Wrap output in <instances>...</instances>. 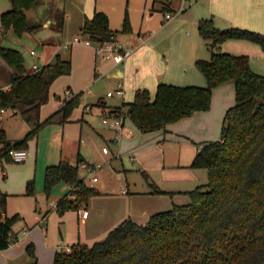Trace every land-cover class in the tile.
<instances>
[{
	"label": "trees",
	"instance_id": "1",
	"mask_svg": "<svg viewBox=\"0 0 264 264\" xmlns=\"http://www.w3.org/2000/svg\"><path fill=\"white\" fill-rule=\"evenodd\" d=\"M40 3L11 0V8L1 15L3 28L12 27L19 35L34 31L37 26L29 22L27 11ZM55 14L52 27L61 31L65 13L57 10ZM124 29L131 31L128 15ZM198 29L212 40L211 58L196 61L207 85L161 82L154 95L146 87L137 88L133 100L114 107L112 113L124 111L144 133L160 130L196 111L208 110L214 88L234 81L236 102L226 111L221 137L198 143L191 164L207 169L208 182L188 191V203H175L170 209L155 212L144 224L128 217L103 239L92 244L79 241L70 251L58 250L54 264H264V74L252 69L248 55L220 50L228 39H246L264 50V33L237 26L219 28L213 18L200 19ZM81 33L93 44H100L114 31L108 14L96 11L85 18ZM0 58L12 69L10 88H0V112L21 103L22 117L34 124L20 140L11 139L0 126V161L12 162V148H28L29 140L49 123L68 122L81 104L82 93L71 95L58 111L41 120L53 82L72 72L71 58L57 54L32 72L27 71L17 49L0 45ZM59 182L70 186L56 205L61 213L78 209L99 193L79 176V165L68 160L46 168L47 194ZM34 188V180H30L26 193L34 194ZM7 206L8 193L0 186V250L14 243L17 236L11 232L21 218L19 213L7 216ZM27 251L34 258L32 264H37L34 245L29 244Z\"/></svg>",
	"mask_w": 264,
	"mask_h": 264
},
{
	"label": "rangeland",
	"instance_id": "2",
	"mask_svg": "<svg viewBox=\"0 0 264 264\" xmlns=\"http://www.w3.org/2000/svg\"><path fill=\"white\" fill-rule=\"evenodd\" d=\"M95 2L96 0H41L38 6L27 12L29 22L36 25L37 28L32 32H25L19 35L12 27L6 30L3 28L1 15L8 11L12 4L11 0H0V45L20 51L27 69L32 70L36 62L42 67L44 64L53 61L56 52L61 51L64 56H68V49H71L73 71L71 74L59 76L53 82L49 101L41 111L42 117H46L55 111L56 96L60 95L62 100L69 97V94L66 93L68 87H71L76 92H79L80 89H85V93L81 96V105L74 110V113L79 114L80 107L85 106L87 102L96 101L100 95L105 94L108 88L116 82L104 71L107 61L102 57H96L91 46L75 41V26L84 18L85 10L89 4L92 3L94 5ZM127 7L123 12V23L126 15H128L131 22ZM57 8L65 13L66 27L63 34L53 29L52 26L47 27L44 25L45 21L51 19L54 10ZM168 11L174 14V18H179V16L186 17L190 24V27L186 28L183 34L182 51L188 52L192 50L198 53L200 58L210 59L212 55V40L200 34L195 26V21L200 18H213L215 24L219 26H253L258 23V19H263L264 21V0H185L183 10L177 15L174 8L170 10L161 6L156 11L159 23L162 22L161 20L165 21V13ZM104 12L109 15L107 11ZM118 17L119 15H113V19L116 18L117 20ZM77 36L83 37L82 35ZM53 39L58 41L53 43ZM60 40H62V44H59ZM251 44L258 51H256V55L250 56V60H253L256 68L259 69V73L264 74V54L260 50L261 47L256 43ZM32 50L36 52V57L32 55ZM168 53L165 58L168 57ZM95 68H97L96 72ZM95 73H97V76ZM3 78L5 79V76ZM223 97L221 95L217 98L219 103L224 99ZM125 98H130V92ZM125 98L118 95L106 97L109 103L122 102ZM230 100L236 102L234 91L227 95V102ZM17 108L19 109L18 112L21 113L23 105L19 103ZM88 114L90 115L91 113H86V115ZM18 122L17 129L25 124L21 116ZM69 124L70 126L67 130H64V127L59 122L43 126L38 134L32 138L37 141L34 156H30L24 162H3L7 171L6 176H1L2 163H0V185H10V189L15 192L12 195L14 198L13 205L14 207H19L18 210L25 215L24 218L21 216L14 223L13 227L15 229H20L21 226L26 225L31 215L34 214V207L37 208L35 211L37 215L41 217L40 210L43 211V207L47 205L48 209L52 205H57L58 201L69 191V185L64 182L54 185L49 194L45 190V172L48 163L59 161L64 156H68L72 162H76L77 154L81 153L86 159L100 162L103 165L102 168L94 173L99 180L93 186L95 185L99 193L89 199V207L92 212L90 224H85L80 228V230L83 229L85 231L86 236L90 235L91 237H97L95 235L100 231L102 238L99 239L106 237V233L111 227V225L108 226L107 222L110 218H115L118 212L120 214L124 213L125 216L122 219L131 217L138 223L144 224L147 222V215L150 216L154 212L172 207L171 199L175 196L173 194L170 195V192H168L170 189H180L182 193H178V195L184 196V201H189L187 191L208 182L207 169H199L202 175L200 180L191 182L192 180L185 178L186 182L180 184V182H175L165 176L166 171L161 169V167L139 168L138 163L130 159L128 152L119 151V142H110L106 146L110 153L104 154L102 147L106 144V141L98 133H107V129L102 123V118L96 114H91L86 121L77 120ZM177 149L176 145H172V141L167 143L165 152L168 166L177 157ZM167 170H170L169 174H174L175 172L173 168ZM79 176L84 178L88 185H92V174L90 171L79 167ZM30 180H34L35 193H20V189L26 186ZM121 189H126L129 192L122 193L120 192ZM155 189L168 191L157 190V192H154ZM86 204L82 202L80 208L86 207ZM57 214L60 216V213ZM77 217L78 213L74 209H69L65 213L62 223L59 220L58 226H56L59 237H61L62 231L64 232V228L66 230L79 231ZM52 222L53 219L50 222L51 230L53 231L54 224ZM90 239L87 237L86 241H90ZM62 243L63 245L68 244V242L63 241ZM32 244L37 255L36 246L34 243Z\"/></svg>",
	"mask_w": 264,
	"mask_h": 264
},
{
	"label": "crops",
	"instance_id": "3",
	"mask_svg": "<svg viewBox=\"0 0 264 264\" xmlns=\"http://www.w3.org/2000/svg\"><path fill=\"white\" fill-rule=\"evenodd\" d=\"M184 2L185 0H175L174 2H171L170 0H96L94 5L92 3L89 4L85 10L84 18L81 19L75 26L76 37H78L77 35H82L81 26L86 17H92L96 11L104 10L109 13L108 16L110 28L114 31L113 35L115 38L121 41L125 47L133 49V52L122 64L116 65L112 60H106L107 66L104 71L111 78L115 79L116 82H114L111 87L108 88L105 94L100 95L96 101L90 103L87 102L85 106L80 107L79 114L73 112L70 120L62 124L64 130L68 129L70 122L77 120L86 121L91 114H96L102 119L104 116H110L114 107L121 106L124 102L133 100L134 93L137 88L146 87L150 89L151 94L154 95L157 86L161 82L176 85H207V79L196 66V61L198 59H202L199 57L200 55L192 50L183 52L181 48L184 40L183 34L186 28L190 27L186 17L179 16V18H174V14L171 13V11L165 13L164 22L161 20L162 22L159 23L156 17V11L161 6L162 8H166L167 5H172L175 9V14H179L183 10L182 7H184ZM126 7L128 8L129 14L131 16V31H126L124 29L125 21L123 23V12ZM180 8H182V10L177 13ZM57 10L58 8L54 10L49 21H45V26L51 27L56 23L55 11ZM168 13L172 14L171 17H167ZM113 15H119L118 19H113ZM200 19L195 21V26L197 29ZM216 26L219 28H228L221 25ZM65 27L66 21L64 28L58 32L63 34ZM248 27L249 29L252 28V30H259L258 32L264 33L263 19H258V23L256 25H248ZM82 38L85 37L83 36ZM55 41L57 42L58 40H52L53 43ZM48 42L52 43L51 41ZM59 42V44H62V40ZM251 43L254 42H249V40L246 39H228L221 44L220 50L237 55L246 54L250 57L256 55V51H258V49ZM89 46L92 47L96 57H101L96 53L93 45ZM260 50H262V53L264 54L262 47ZM68 53V56H64L60 51L56 52L54 56L61 54L62 56L71 58L72 60L71 49H68ZM167 53L169 55L165 58ZM34 56L36 57V54ZM250 64L252 69L259 73V69L256 68L253 60H250ZM96 70L97 68H95V72ZM11 71L12 69L7 66V64L0 58V88L6 89L10 87ZM27 71L32 72L34 69H27ZM95 75L97 76V73H95ZM3 76H5V79ZM120 84H122L125 88V95L122 97L125 98L128 92H130V98H125L122 102L109 103L106 99V97H109L107 94L108 91L117 88ZM67 89L72 90V95L85 93V89H80L79 92L74 91V89L71 87H68ZM233 91L235 92L234 81L230 80L221 83L213 90L212 103L208 110L196 111L192 115L182 118L177 122L170 123L165 128L156 131L147 133L142 132L132 122L130 117L127 116L125 120V126L127 130H132V133L129 134L127 130H124L122 138L116 139V131L102 121L107 129V133H98L101 135V137H103V139H105L107 144L103 145L102 151L104 154H109L110 151L108 150V152H105L104 147L108 146L110 142H119V151L128 152L130 159L138 163L137 165L139 168L161 167V169L166 171L165 176L173 179L175 182H180V184L186 182L185 178H188L187 180H192L191 182L200 180L202 175L200 174L199 169L205 168L193 167L191 165L199 149L198 143L217 140L221 137L226 111L228 108L233 106L235 102L231 100L227 102V95L228 93H233ZM221 95L224 96V99L221 100V103H219L217 98H219ZM70 96L71 95H69V97ZM67 98L62 100L60 95L56 96L54 112L58 111L63 106ZM87 106H91V109H87ZM18 110L19 109L17 107H9L0 112V126L6 129L8 136L13 140L22 139L32 129V127H34V124L27 122L22 117L21 113L18 112ZM54 112L50 113L48 116ZM86 113L91 114L86 115ZM20 116L23 123L25 124H23L21 128L17 129L16 127L19 123L18 120ZM48 116H41V120H45V118ZM169 141H172V145H176L178 147V151L176 152L178 155L170 166H168L165 152V148ZM36 143V139L29 140L28 149L30 150V156H34ZM61 160H68L72 164H78L79 167L90 171L92 177L97 176L94 173L103 166L100 162L86 159L83 155H81V153L77 154L76 162H72L70 157L64 156L60 158L59 161H52L51 163H48V166L57 164ZM3 162L4 161H0V163H2L1 176H6L7 171L4 168ZM149 163H153L154 165ZM83 164H86L87 167H84ZM91 167L95 168L90 170ZM169 168L175 169L174 174H169L170 170H167ZM0 186L6 193H8V206L6 215L12 216L15 213H19L24 218L25 215L18 210L19 207L17 208L13 205L14 198L12 195L15 192L10 189V185L6 184ZM20 190V193L27 194V185L23 186ZM157 190H163L166 192L168 191L164 189H155L154 192H157ZM120 192L126 193L129 191L126 189H121ZM168 192H170V195L173 194L175 196L173 199H171L173 205L175 203L183 204L190 201V196L189 201H184V196L181 194L178 195V193H182L180 189H170ZM46 206L43 207V211L40 210L41 217L37 215L35 212L37 208L34 207V214L31 215L30 219L26 222V225L21 226V230L15 229L13 227L11 233L16 235L19 239L11 244L8 248L0 250V264H32L34 258L28 253L26 248L27 245L32 243L35 244L37 249V264H54L55 254L58 250H65L66 248L71 247L72 244L79 241L92 244V242L94 243L95 241L100 240L99 238H102L100 231V233L98 232L97 235H95L97 237H91L90 235L86 236L83 229L80 230V228L85 224H90L92 212L90 211L89 202L86 204V208L89 210V215L87 217L82 215V209L80 207L78 209H74L78 213L77 219L79 231L77 232L73 229L66 230V228H64V232L62 231L61 237H59V234H57L56 226H58L57 223L59 220L62 223L65 213L69 210L61 213L57 209L56 205H52L51 208L48 209ZM57 213H60V216ZM124 216V213L120 214V212H118L115 218L109 219L107 224H109L108 226L111 225V227H109L108 233L124 220L122 219ZM147 216L149 219L151 215ZM51 219H53L52 223L54 224L53 231L51 230ZM87 237L91 238L90 241H86ZM62 241L68 242V244L63 245Z\"/></svg>",
	"mask_w": 264,
	"mask_h": 264
},
{
	"label": "built area",
	"instance_id": "4",
	"mask_svg": "<svg viewBox=\"0 0 264 264\" xmlns=\"http://www.w3.org/2000/svg\"><path fill=\"white\" fill-rule=\"evenodd\" d=\"M183 8V7H182ZM182 8H180L177 13H179ZM171 13L167 14V17H171ZM75 41L77 42H84L89 45H93L95 51L98 55H100L105 60H112L114 64H122L124 63L127 58L132 54L133 49L127 48L124 44L115 38L114 35L111 36L109 40H106L100 44H93L87 37H75ZM32 54L35 55L36 52L32 50ZM41 66L38 63L33 65L34 71L39 70ZM67 94L72 95V90L67 89ZM108 96L118 95L124 96L125 95V88L122 84H120L117 88L108 91ZM87 109H91V106H87ZM2 109L1 111H3ZM126 115L124 111L114 112L110 116H104L102 121L107 124L110 128L116 131L115 138L121 139L123 136V131L127 130L125 126ZM129 134L132 133V130H127ZM104 151L108 152V147H104ZM9 154L12 156L15 162H24L30 156V150L28 148H12L9 151ZM84 167H87L86 164H83ZM95 167H91L90 170H93ZM98 181L97 176L92 177V186L95 182ZM82 215L87 217L89 215V210L86 207H82ZM18 237L13 238V242H16ZM67 251L71 250V247L66 248Z\"/></svg>",
	"mask_w": 264,
	"mask_h": 264
}]
</instances>
